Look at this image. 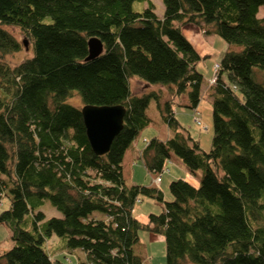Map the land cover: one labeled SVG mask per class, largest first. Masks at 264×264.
I'll use <instances>...</instances> for the list:
<instances>
[{"label": "trees", "instance_id": "16d2710c", "mask_svg": "<svg viewBox=\"0 0 264 264\" xmlns=\"http://www.w3.org/2000/svg\"><path fill=\"white\" fill-rule=\"evenodd\" d=\"M133 1L0 0V193L9 201L0 223L13 241L0 264H62L45 248L51 234L61 248L81 250L82 264H144L134 251L144 228L163 235L164 264H264V77L253 68L264 69V12L257 15L264 0H162V16L151 1L140 11ZM183 24L229 44L210 85L208 149L174 112L179 95L193 109L201 92L200 54ZM5 25L32 44L18 62L5 58L21 45ZM91 36L103 50L85 59ZM131 76L169 95L133 93ZM74 93L81 105L125 107L107 152L92 151L80 106L65 101ZM150 100L171 134L141 146L144 168L161 172L174 153L189 171H201L197 184L170 180V200L122 175L125 149L151 122ZM140 194L161 206L146 222L132 212ZM44 200L61 215L45 218Z\"/></svg>", "mask_w": 264, "mask_h": 264}, {"label": "rangeland", "instance_id": "374dc122", "mask_svg": "<svg viewBox=\"0 0 264 264\" xmlns=\"http://www.w3.org/2000/svg\"><path fill=\"white\" fill-rule=\"evenodd\" d=\"M154 5V11L158 16H162L163 13V3L162 0H149ZM148 4V0H134L132 3V9L136 11H140ZM264 12V7L260 6L257 12L258 16H261ZM194 25V24H191ZM5 28L9 30L21 43L20 49L13 53H8L5 58L9 60V62L14 63L18 62L25 56H28L32 53V44L25 39V36L20 32V30L15 26L5 25ZM191 27V26H190ZM183 32L187 36L186 38L192 43L195 50L200 54V58L197 60L195 67L196 69L202 74V82L200 85V98L198 100L197 106L199 105L198 110L196 109L195 114L191 112V108L187 109L184 108L181 103H184L183 99L186 101V95L181 94L178 96L176 102L174 104V112L177 120L187 129V133L189 136L196 139L199 143L200 148L208 149L211 143L212 138V114H211V101L209 98L210 92V85L214 82L216 78L215 71L218 70V65H215V61L220 60L223 53L225 52L226 48L229 44L217 33L215 32H203L205 29H201L202 31L198 30L196 27L192 26L194 30H190L188 24H183ZM209 28V27H207ZM184 35V36H185ZM24 40L27 42V49L24 45ZM234 46V45H233ZM237 47V46H236ZM239 47V46H238ZM240 48V47H239ZM214 63V64H213ZM212 64L214 67H212ZM254 74L257 79L264 77V69L260 67H253ZM129 86L133 93L139 94L141 91H146L150 89H159L163 92V98L167 97L169 94L166 92L163 86L158 84H147L145 82H141L139 78L135 76H131L129 78ZM66 102L75 105V106H82L80 97L74 93L71 96H68L65 99ZM179 103V104H178ZM208 105V107H207ZM209 109V113H208ZM202 110L207 115L209 114L210 122L207 123L202 116ZM146 113L151 118V122L141 129L139 136L135 137L134 140L138 141V144H144L145 141L153 136L166 139L170 134V130L165 124V122L161 119L160 113L158 108L155 105L154 100H150L146 107ZM146 138V139H143ZM127 149V148H126ZM140 152V148L138 149V155ZM132 158L135 162V157ZM125 168L127 164L130 163L131 159L125 158ZM140 160V159H139ZM123 161V158H122ZM177 165V163L183 167L182 175H178L176 177L168 178L169 169L171 168V163ZM123 163V162H122ZM131 164V165H132ZM141 162L137 160L136 168H135V179L134 177L129 176L128 169L126 168L124 173V180L126 184H141L145 186H150L149 177L146 175V170L144 171L143 168L140 166ZM123 167V165H122ZM129 168V167H128ZM140 169V170H139ZM151 174V180L158 184L160 180V176L162 173V189L158 186H151L155 188H159L163 194L165 192V200H170L172 195L169 191V181L175 178H182L184 180L190 181L194 184H197L200 176L201 171L195 170L191 172L187 169L184 163L180 160V158L175 155L174 153L170 154V157L164 162L163 165V172L160 174L154 172H148ZM123 175V172H122ZM136 180H139L136 182ZM155 184V185H156ZM9 205V201L3 193H0V211L7 208ZM160 204L155 200L153 197H149L145 194H140L139 198L134 203L132 212L133 215L140 221L146 222L147 221V214L149 212H159L160 211ZM39 209L44 212L45 218L50 216H60L61 213L58 209H56L48 200H44L43 203L40 205ZM139 240L138 243L134 246V251L141 255L144 264H164L166 259V248L164 237L161 233H157L154 231H150L146 228L138 230ZM13 244L11 239L10 230L8 226L4 223H0V253L5 251L6 249L10 248ZM63 241L62 239L55 235L51 234L49 237L46 238L45 241V248L50 253V255L56 259H58L62 264H82L85 260L84 253L79 249H64L61 248Z\"/></svg>", "mask_w": 264, "mask_h": 264}, {"label": "water", "instance_id": "95a60500", "mask_svg": "<svg viewBox=\"0 0 264 264\" xmlns=\"http://www.w3.org/2000/svg\"><path fill=\"white\" fill-rule=\"evenodd\" d=\"M24 45L27 48L26 40ZM88 54L85 59H90L103 50L99 38L91 36L87 39ZM86 136L92 151L103 154L108 151L114 135L121 129L125 107L122 104H83L80 107Z\"/></svg>", "mask_w": 264, "mask_h": 264}, {"label": "crops", "instance_id": "0c3cea01", "mask_svg": "<svg viewBox=\"0 0 264 264\" xmlns=\"http://www.w3.org/2000/svg\"><path fill=\"white\" fill-rule=\"evenodd\" d=\"M191 26V27H190ZM192 26H194V27H196L198 30H200V31H202L200 28H198L196 25H191V24H188V27L190 28V30H194L193 28H192ZM183 26H181V30H182V32H183V28H182ZM205 32V31H204ZM183 34L185 35V33L183 32ZM185 37H187L186 35H185ZM227 49V48H226ZM183 101L185 102V99H183ZM184 107V106H183ZM207 107H208V105H207ZM184 108H186V107H184ZM198 108H199V105L197 106V110H198ZM187 109H190V108H187ZM196 109L195 108H193L192 110H191V112H192V114L196 111ZM208 113H209V109H208ZM201 116H202V118L205 120V121H207V123L208 122H210V117H209V114H205L204 113V111L202 110V113L200 114ZM141 132V131H140ZM140 132L138 133V134H140ZM139 135H137V137H138ZM143 139H146V138H143ZM141 146H142V144L140 145V144H138V141H136V140H133V142H132V144L127 148V149H125V151H124V154H123V163H122V165H123V167H122V172H123V177L125 178V176H124V173H125V170H126V168L128 169L127 171L129 172V176L130 177H134V179H135V168H136V162H137V160L138 161H140L139 160V158H138V149L139 148H141ZM133 155V159H134V157H135V162L133 161V164L131 163L132 162V158H131V156ZM125 158H128V159H131V161H130V163L129 164H127V166H126V168H125V162H126V160H125ZM141 162V161H140ZM132 164V165H131ZM140 166H141V168H143L144 169V171H145V168H144V166L142 165V163L140 164ZM129 167V168H128ZM140 170V169H139ZM182 171H183V167L182 166H180L178 163H177V165H175V164H173V162L171 163V168L169 169V175L167 176L168 178H171V177H176V176H178V175H182ZM147 172V171H146ZM163 174L164 173H162L161 174V178H160V180H159V183L158 184H156V183H154L152 180H151V174L150 173H146V175L149 177V181L147 182V183H150L149 185L150 186H158L159 188L161 187V189H162V186H161V183H162V177H163ZM137 181H139V180H136V182ZM156 184V185H155ZM163 190V189H162ZM163 197L165 198V192L163 191Z\"/></svg>", "mask_w": 264, "mask_h": 264}, {"label": "built area", "instance_id": "2783aa9c", "mask_svg": "<svg viewBox=\"0 0 264 264\" xmlns=\"http://www.w3.org/2000/svg\"><path fill=\"white\" fill-rule=\"evenodd\" d=\"M215 65H218V64H217V63H215ZM215 65H214V66H215Z\"/></svg>", "mask_w": 264, "mask_h": 264}]
</instances>
